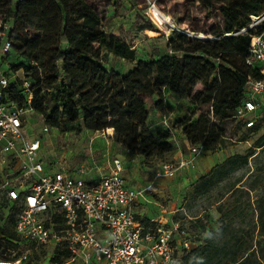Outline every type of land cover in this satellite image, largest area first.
Wrapping results in <instances>:
<instances>
[{"label":"trees","instance_id":"trees-1","mask_svg":"<svg viewBox=\"0 0 264 264\" xmlns=\"http://www.w3.org/2000/svg\"><path fill=\"white\" fill-rule=\"evenodd\" d=\"M14 1L0 0V18L13 26L8 37L15 43L1 56L0 68L10 57L18 62L14 69H23L32 86L34 112L53 123L81 122V129L90 132L112 128V140L121 149L143 157L150 167L176 152L177 145L172 129H151L145 95L161 97L160 91L168 89L197 107L209 106L211 110L201 112L196 119L187 116L179 120L178 128L191 146L215 152L226 143L224 124L237 120V109L247 99L249 80L262 78L261 67L249 66L246 59L252 35L263 28L231 34L248 27L251 16L264 13V0H196L207 8L220 5L223 24L217 39L175 33L168 42L170 54H159V58L140 59L126 41L109 36L108 52L134 63L126 74L108 70L103 58L79 46L78 35L84 28L101 23L100 14L87 0ZM30 18L41 19L33 30L26 29ZM50 36L57 37L63 46L45 44ZM198 86L202 90H197ZM6 94L20 105L25 102L17 83L10 85ZM247 129L255 132L259 127ZM242 140H247V134ZM263 146L264 135L256 141V147ZM4 206L8 204L0 209ZM14 212L12 207L6 226H2L4 213H0V238L15 237L11 231ZM261 221L264 227V216ZM208 250V244L194 248L183 256L182 264H188L193 254L204 256ZM71 255L66 248H57L52 261L64 264Z\"/></svg>","mask_w":264,"mask_h":264},{"label":"rangeland","instance_id":"rangeland-1","mask_svg":"<svg viewBox=\"0 0 264 264\" xmlns=\"http://www.w3.org/2000/svg\"><path fill=\"white\" fill-rule=\"evenodd\" d=\"M87 1L100 14L101 23L84 28L77 42L86 53L103 58L108 70L122 74L128 73L134 63L108 52L107 39L111 35L135 48L140 59H150L159 58V54H170L168 42L175 33L201 39L214 38L223 24L220 5L207 8L196 0ZM40 22L39 18L27 19L26 29L33 30ZM45 44L63 46L54 36L45 38ZM17 64L10 57L4 63V69L22 76L23 69H14ZM197 90H202L201 86ZM160 92L161 97L158 94L144 96L150 114L149 124L153 131L172 129L177 150L165 160H157L154 167H150L143 157L124 152L107 130L90 132L81 129V122L53 123L54 120L33 112L28 114L25 130L30 137L41 139L42 158L54 169H76L85 165L93 173L105 171L113 158L119 157L131 167L126 173L129 185L134 189L144 188L165 161L174 160L178 150L184 152L185 158L193 157L192 146L186 143L178 121L187 116L196 119L201 112L211 110L207 105L197 107L190 99L181 98L168 89ZM260 102L261 109L252 116L258 131L249 132L243 120L226 122L224 147L215 152L203 148L189 168L178 172L175 178L156 179V193L145 195L150 201H157V209L166 218L170 217L188 229L194 245L191 250L209 245L204 256L193 254L188 264H231L234 261L264 264L261 221L264 216V146L256 147V141L264 135V95ZM164 118L168 125L163 123ZM46 127L48 132H44ZM246 134L247 140L243 141ZM145 208L156 216L153 203H145ZM7 209L4 206L0 213L5 215ZM0 244L4 247L2 250L10 247L6 240ZM191 250L179 254L180 264ZM53 256L54 250L41 249L32 254L31 264H57L52 261Z\"/></svg>","mask_w":264,"mask_h":264},{"label":"built area","instance_id":"built-area-1","mask_svg":"<svg viewBox=\"0 0 264 264\" xmlns=\"http://www.w3.org/2000/svg\"><path fill=\"white\" fill-rule=\"evenodd\" d=\"M250 19L248 27L231 34L263 28L252 35L246 59L249 66L261 67L262 78L249 80L247 99L237 109V120L247 128L255 126L252 116L262 107L264 95V13ZM12 27L0 18V58L15 45L8 37ZM17 73L0 68V206L8 204L2 226L15 208V237L0 238L10 245L2 250L0 244V264H31L33 253L61 247L72 254L64 264H180L179 254L194 246L188 229L178 221H143L136 205L156 192V179L174 178L189 168L203 147L192 146V158L165 161L152 182L139 189L127 185V169L117 157L95 180L87 179L92 170L85 165L54 169L42 158L41 139L25 130L28 114L34 112L33 90L25 72ZM13 83L23 90V105L7 99ZM163 123L168 125L166 118Z\"/></svg>","mask_w":264,"mask_h":264},{"label":"crops","instance_id":"crops-1","mask_svg":"<svg viewBox=\"0 0 264 264\" xmlns=\"http://www.w3.org/2000/svg\"><path fill=\"white\" fill-rule=\"evenodd\" d=\"M261 109V108H260ZM259 109V110H260ZM258 110V111H259ZM256 114V113H255ZM111 137V136H110ZM187 141V140H186ZM186 143H188V141L186 142ZM123 150V149H122ZM124 152H128V153H130L129 151H126V150H123ZM183 153L184 152H182L181 150H178V152L176 153V155H175V158L174 159H178V158H181V157H184L183 156ZM131 156H137V155H134V154H130ZM116 158V157H115ZM117 158H119V157H117ZM124 165H125V167H126V171H125V173H124V177H125V179H126V181H127V185L129 186V187H131L130 185H129V183H130V180H129V175H126V173H127V171L131 168V167H128V165L127 164H125V162H124ZM109 168V164H108V166L105 168L106 170ZM67 169H73V168H67ZM159 171V170H158ZM157 171V172H158ZM157 172L154 174V176H156V174H157ZM98 176H99V172H97V171H95L94 173L92 172L91 173V175H89V176H87V179L88 180H95V179H97L98 178ZM177 176V175H176ZM175 176V177H176ZM174 177V178H175ZM154 179V178H153ZM150 182V181H149ZM149 182H147V183H143V185L144 184H148ZM152 182V181H151ZM142 186V185H141ZM156 187V190H158L157 189V186H155ZM133 188V187H132ZM140 188V187H139ZM138 188V189H139ZM156 193V192H155ZM154 194V193H153ZM151 195V194H150ZM143 198H145L146 200H144ZM146 201V202H145ZM145 203H153L154 204V208H155V210H157V214H156V216H155V214H153L152 213V211H150V212H147V209L145 208ZM156 205H159L158 203H157V201L155 200V201H150L149 200V198L147 199L146 197H142V198H140V200H139V203L136 205V210H137V212H138V215H139V218L140 219H144V220H146V221H152V220H154V221H156V222H158V223H160V224H163V225H169V224H171L172 222H174V220L172 219V218H166L164 215H163V213L160 211V209H157L158 207L156 206Z\"/></svg>","mask_w":264,"mask_h":264},{"label":"bare ground","instance_id":"bare-ground-1","mask_svg":"<svg viewBox=\"0 0 264 264\" xmlns=\"http://www.w3.org/2000/svg\"><path fill=\"white\" fill-rule=\"evenodd\" d=\"M107 134H108L109 136L113 137L114 134H115L114 129H112V128L108 129V130H107Z\"/></svg>","mask_w":264,"mask_h":264}]
</instances>
